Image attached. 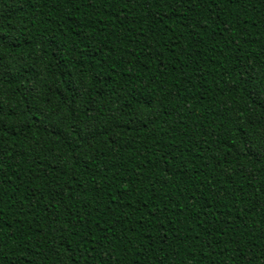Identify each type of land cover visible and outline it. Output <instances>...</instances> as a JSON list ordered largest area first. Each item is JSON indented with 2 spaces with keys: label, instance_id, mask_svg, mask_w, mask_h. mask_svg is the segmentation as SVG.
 Masks as SVG:
<instances>
[{
  "label": "trees",
  "instance_id": "obj_1",
  "mask_svg": "<svg viewBox=\"0 0 264 264\" xmlns=\"http://www.w3.org/2000/svg\"><path fill=\"white\" fill-rule=\"evenodd\" d=\"M0 264H264V0H0Z\"/></svg>",
  "mask_w": 264,
  "mask_h": 264
}]
</instances>
